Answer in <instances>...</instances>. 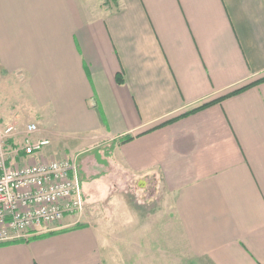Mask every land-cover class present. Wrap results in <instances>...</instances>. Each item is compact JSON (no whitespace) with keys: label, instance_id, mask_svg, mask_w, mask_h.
Listing matches in <instances>:
<instances>
[{"label":"crops","instance_id":"1","mask_svg":"<svg viewBox=\"0 0 264 264\" xmlns=\"http://www.w3.org/2000/svg\"><path fill=\"white\" fill-rule=\"evenodd\" d=\"M90 4L0 0V120L17 127L18 141L27 125H41L30 139L54 144L20 162L56 159L59 145L81 143L61 155H85L79 179L91 164L96 179H110L109 196L128 183L163 185L165 216L193 264H264V82L182 116L264 78V0ZM102 225L85 207L0 245V264H105ZM50 231L59 232L35 237ZM136 237L108 236L112 264H132L126 240L139 245L137 264H150V252L160 264L163 235Z\"/></svg>","mask_w":264,"mask_h":264},{"label":"built area","instance_id":"2","mask_svg":"<svg viewBox=\"0 0 264 264\" xmlns=\"http://www.w3.org/2000/svg\"><path fill=\"white\" fill-rule=\"evenodd\" d=\"M37 131L35 123L27 125L18 141L17 127L0 120V245L27 241L84 210L76 159L20 162L50 145L49 139H30Z\"/></svg>","mask_w":264,"mask_h":264},{"label":"rangeland","instance_id":"3","mask_svg":"<svg viewBox=\"0 0 264 264\" xmlns=\"http://www.w3.org/2000/svg\"><path fill=\"white\" fill-rule=\"evenodd\" d=\"M91 4V7H96V1L98 0H88ZM102 5L106 4L108 5L110 0H100ZM94 3V5H92ZM25 121H23V125H25ZM39 131L35 134H32V138L35 137L39 132L43 131V127L39 125ZM81 145V143H78V145L69 144L67 146H58V149L63 150L66 154V150H69L71 152L75 151L74 148H77ZM54 144L45 146L41 152H46L51 147H53ZM56 146V144H55ZM58 150L59 154L58 159L62 158H74L77 159V163L81 158H83L85 155H78L80 158L78 160L77 153H70L66 157L64 155H61L63 153H60L61 151ZM93 153V152H92ZM37 157V156H35ZM98 157V156H97ZM34 158V157H33ZM57 159V158H56ZM42 159H40L41 161ZM92 165L90 164V173L85 174L83 180L81 179V192H82V199L85 203V207L87 211H97L100 212L101 218L103 221V225L101 226V229L103 230V234L105 236L102 237L101 240V246L103 251V256L106 258L105 264H112L111 261L108 259V252H107V239L108 236H116L121 238L122 240L124 237L127 236L133 237L137 236L136 238L139 240V236H141L142 233H146V235H150L151 237H156L157 234H159V237L163 239L159 242V246H162L161 249H163V253L159 252L160 255H162V259L160 261V264H193L192 259L189 258L186 254L185 249L181 246L180 241H178V235H177V227L171 226L169 221L166 217L168 216V210L167 208L163 209V203L162 196H165L163 185L159 186L158 183H156V180L154 179H148L146 180V188L144 190H138L135 188H140L139 184L136 183V185H126L125 188H128V190L125 191V188L118 189L117 194L112 197V195H108L105 193V191L109 188L108 184L110 181L109 178L106 176H101L100 178L96 179L92 172ZM89 175V176H88ZM99 182V183H98ZM118 188V187H117ZM160 188V189H159ZM157 191H160L159 194H157ZM125 203L128 204L129 208H125ZM83 210V212H84ZM117 210V224L114 223H108L109 222V214L110 211L114 212ZM82 212V213H83ZM80 213V214H82ZM134 217L131 221V217ZM148 215L151 218H153L152 222L149 224L147 221L143 225L138 224L139 218L146 217ZM159 215V217H158ZM166 215V216H165ZM157 216V218L155 217ZM127 217V218H126ZM129 221V225L127 224V220ZM138 218V219H137ZM149 218V219H151ZM125 219V220H124ZM138 221V222H137ZM134 222V224H132ZM133 225V226H132ZM176 234V235H175ZM127 242L123 243V248H129L130 246H133V249L136 250V243H130L128 240ZM132 241V240H131ZM156 241V239H155ZM153 239V243L151 245L156 246L157 243ZM139 242V241H138ZM144 245V242L140 243ZM111 249L116 250V246L120 247L122 245V242H113L111 243ZM138 245V243H137ZM150 246V245H149ZM139 248V245H138ZM142 251V250H141ZM133 253V257L131 259L132 264H137V260L140 259V256H138L137 253ZM152 252L147 254V258L149 263L151 264L152 259ZM158 259V258H157ZM156 259V260H157Z\"/></svg>","mask_w":264,"mask_h":264},{"label":"trees","instance_id":"4","mask_svg":"<svg viewBox=\"0 0 264 264\" xmlns=\"http://www.w3.org/2000/svg\"><path fill=\"white\" fill-rule=\"evenodd\" d=\"M117 81H118V83H120V84L125 82V79H124V77L121 75V73H118V75H117ZM262 82H264V78H263V79H260V80H256V81H254V82H252V83H250V84H248V85H244V86H242V87H240V88L234 90L233 92H231V93H229V94H227V95H225V96H222V97H220V98H218V99H214V100H212V101H210V102L204 103V104H202V105H200V106H198V107H196V108H193V109L190 110L189 112H186V113L182 114V116L187 115V114H190V113H192V112H195V111H197V110H199V109H202V108H204V107H206V106H209L210 104H213V103H215V102L221 101V100H222L223 98H225V97L232 96V95H234V94H237V93L243 92L244 90H246V89H248V88H250V87H252V86H255V85H257V84H260V83H262ZM179 117H180V116H179ZM179 117H177V118H179ZM177 118L171 119V120H169V121H167V122H164L163 124H166V123L172 122V121H174V120L177 119ZM132 138H133V137H126V138L121 139L120 142H121V143H124V142H127V141L131 140ZM84 226H86V225H85V224H77L74 228H81V227H84ZM62 231H63V230H62ZM57 232H59V231H50V232H48V233H46V234L37 235V236H35V237H36V238H37V237L39 238V237L47 236V235L54 234V233H57ZM35 237H34V238H35Z\"/></svg>","mask_w":264,"mask_h":264}]
</instances>
